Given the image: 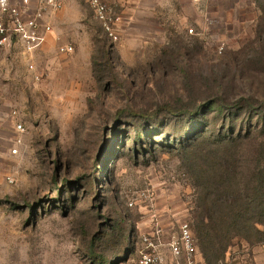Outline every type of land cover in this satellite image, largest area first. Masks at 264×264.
<instances>
[{"label":"rangeland","instance_id":"obj_1","mask_svg":"<svg viewBox=\"0 0 264 264\" xmlns=\"http://www.w3.org/2000/svg\"><path fill=\"white\" fill-rule=\"evenodd\" d=\"M179 6L111 43L68 0L33 70L0 47V264H138L165 212L207 264H264V0Z\"/></svg>","mask_w":264,"mask_h":264},{"label":"built area","instance_id":"obj_2","mask_svg":"<svg viewBox=\"0 0 264 264\" xmlns=\"http://www.w3.org/2000/svg\"><path fill=\"white\" fill-rule=\"evenodd\" d=\"M82 1L92 9L93 17L107 40L111 43H117L120 39V16L102 0ZM191 1L193 3L200 2V0ZM29 4L30 0H20V4L13 3L12 0H0V47L14 40L22 50L28 69L33 70L34 54L46 44L50 34H52V28L47 19L51 14L60 11L63 4L61 0H36V8L32 15L24 17ZM209 24H212V22L209 21ZM189 33H192V30H189ZM58 51L62 55H68L73 52V49L69 46H63L58 48ZM16 130L20 133L25 132L20 124L16 126ZM20 144L21 140L16 139L14 142L15 148L10 150L11 155L18 153L16 146ZM6 181L8 183L13 182L11 178H6ZM138 198L143 201L152 200L145 192L140 193ZM128 206L132 207L133 204L130 203ZM152 219L155 221L153 233H146L141 236L143 249L138 264H166L165 258L160 252L163 245L168 248L171 256L169 264H204L198 252L189 222L182 223L179 232L172 234L167 242H163V232L156 222L155 214Z\"/></svg>","mask_w":264,"mask_h":264},{"label":"crops","instance_id":"obj_3","mask_svg":"<svg viewBox=\"0 0 264 264\" xmlns=\"http://www.w3.org/2000/svg\"><path fill=\"white\" fill-rule=\"evenodd\" d=\"M67 1L68 0H61L63 6H64V3H67ZM102 1L105 4L109 5L110 7H112L115 13L118 16H120L121 18V23L119 24L120 37L122 35H129V36H132L133 38H138V37L146 36L148 35L149 32H152L151 28H153L154 25H156L160 21V19H169L172 16L178 17L179 14L181 15V6L179 5H181V3L185 0H102ZM186 1H189V0H186ZM12 2L16 4L18 3L20 4V0H12ZM35 8H36V0H30V4L26 8L24 17H28L32 15ZM161 13L164 15L160 16ZM166 15H168L169 18L168 17L165 18ZM180 15H179V18H180ZM47 22L49 23L50 26L53 25L54 23L53 18L49 16L47 19ZM52 36L53 34H50L49 36L50 38L48 39V41L51 39ZM16 126L14 127L15 134L21 135L22 133L16 130ZM14 142H13V148H15ZM20 146L21 144L16 146V148L19 150ZM168 215L169 214H167V212L163 214L161 213V216L159 217V219L156 215V222L158 223L159 227H161L162 232H163L162 233L163 242H167L169 237L172 235V234H169L170 232H164L165 228H163V223L165 222L163 223L160 222V218L161 220H163L162 217L166 218L168 217ZM151 222H152L151 232H147L150 234L153 233V229L155 225V221L153 219L151 220ZM160 252L165 258V263L169 264L171 262V256H170L168 248L165 245H163L160 248Z\"/></svg>","mask_w":264,"mask_h":264},{"label":"trees","instance_id":"obj_4","mask_svg":"<svg viewBox=\"0 0 264 264\" xmlns=\"http://www.w3.org/2000/svg\"><path fill=\"white\" fill-rule=\"evenodd\" d=\"M170 111V113H173L171 110H169ZM148 117V116H147ZM259 197L261 198V199H263L264 198V181H263V184H261V186H260V191H259ZM206 217V216H205ZM208 218L206 217V220H207ZM204 220L202 219V221L200 220V222H199V224H197L196 225V228H195V231L193 232L192 231V228H191V232H192V234H193V236H194V238H195V240L197 239V235H198V232L199 233H201L200 231H203L204 230V228H205V225H204ZM200 235H202V234H199V239L202 241V238L204 237H201ZM204 239V238H203ZM205 239H206V237H205ZM198 240V239H197ZM201 255V259H202V261H203V263L204 264H207V260H206V258H205V256L204 255H202V253L200 254Z\"/></svg>","mask_w":264,"mask_h":264}]
</instances>
